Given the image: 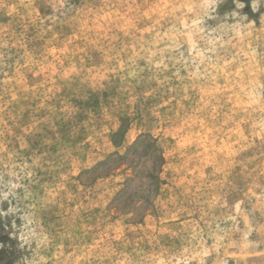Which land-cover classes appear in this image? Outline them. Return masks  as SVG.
<instances>
[{
    "label": "rangeland",
    "instance_id": "374dc122",
    "mask_svg": "<svg viewBox=\"0 0 264 264\" xmlns=\"http://www.w3.org/2000/svg\"><path fill=\"white\" fill-rule=\"evenodd\" d=\"M0 264H264V0H0Z\"/></svg>",
    "mask_w": 264,
    "mask_h": 264
}]
</instances>
